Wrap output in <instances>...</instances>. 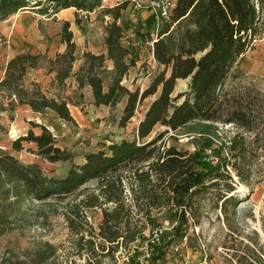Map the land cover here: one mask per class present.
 I'll list each match as a JSON object with an SVG mask.
<instances>
[{
  "label": "trees",
  "instance_id": "16d2710c",
  "mask_svg": "<svg viewBox=\"0 0 264 264\" xmlns=\"http://www.w3.org/2000/svg\"><path fill=\"white\" fill-rule=\"evenodd\" d=\"M102 1L47 0V3L56 13L75 8L89 20L90 14L103 6ZM256 1L177 0L170 17L158 21L156 38L122 15L128 2L107 9L104 13L113 20L106 29V53L86 52L76 73L77 44L68 21L61 33L66 50L55 60L45 54L14 57L0 82V94L9 97L12 111L18 104L28 106L36 114L51 111L59 119L74 123L69 103L62 96L68 80L74 78L80 90L91 88L97 107L123 106L118 121L123 129L146 100L157 97L138 126L137 140L114 143L107 151L87 154L85 163L73 165L64 178H50L40 166L24 165L15 156L1 151L0 189H4L5 197L16 201L64 202L88 183L98 181V194L67 206L66 218L73 234L78 236L79 250L84 251L87 246L90 253L86 264H102L100 258L107 257L104 253L108 247L111 256L122 241L128 253L126 264H166L174 243H183L185 239L191 243L189 230L201 224V200H206V195L217 191L218 206L222 202V210L227 214L228 204L235 200L230 196L236 191L234 176L243 185H249L257 150L243 134L230 141L225 139L219 146L211 139H203L193 153L160 145L163 134L150 138L158 127L165 128L168 134L195 122L234 124L246 133H255L256 104L250 100L254 90H227L226 86L239 77L238 63L260 34L264 4L262 0ZM34 2L35 7L43 9L42 1L1 0L0 20ZM76 23L82 29L79 13ZM129 32H133L136 40L152 44L156 62L165 68L144 92L131 91L124 84L138 62L125 42ZM41 62H48L49 73L55 74L57 92L53 96L45 93L38 83L27 86V77L41 69ZM180 80L189 81L188 90L177 93ZM33 125L41 129V134L30 131L27 136L17 138L10 143L13 151L22 152L25 143L34 144L38 156L51 163L74 160L75 155L58 146L47 126ZM95 209L102 210L103 223L99 232L93 228L87 231V214ZM163 210L166 221L176 225L172 230L165 229L154 214ZM148 227L152 228L149 237L145 235ZM136 243L141 246L133 247ZM258 253L248 246L246 252L235 257L238 264H264V256Z\"/></svg>",
  "mask_w": 264,
  "mask_h": 264
},
{
  "label": "rangeland",
  "instance_id": "374dc122",
  "mask_svg": "<svg viewBox=\"0 0 264 264\" xmlns=\"http://www.w3.org/2000/svg\"><path fill=\"white\" fill-rule=\"evenodd\" d=\"M36 1L43 2V9L35 7L34 2L30 7L0 20V82L6 75L9 61L18 55L45 54L55 60L58 54L65 52L61 33L67 21L72 24L71 30L77 44L74 72H78L86 52L97 55L106 53V29L113 19L104 12L125 2H128L127 8L122 11L125 18L142 25L144 33L149 32L155 38L158 34L160 8L157 0H103V6L91 13L89 20L85 13L75 8L56 13L58 11L47 0ZM256 2L259 3V0ZM262 2L264 4V0ZM258 7L261 10V5ZM78 13L82 17V29L76 23ZM260 30L253 47L238 63L239 77L231 79L226 86L227 90H254L250 100L256 104L255 133H246L234 124L195 122L168 134L165 128L158 127L150 138L163 134L160 145L193 153L197 143L203 139H211L219 146L225 139L230 141L236 135L243 134L254 143L252 148L257 150V157L253 160L254 176L249 185H243L234 176L236 191L230 196H234L235 200L228 204L227 214L222 210V202L218 206L217 191L206 195V200H201V224L189 230L191 243L186 239L183 243H174L169 248L166 264H238L235 255L246 252L248 246L264 256V13ZM125 42L131 52H135L138 62L124 84L131 91L140 89L144 92L165 68L156 62L152 44L136 40L133 32L127 33ZM40 67L39 71H33L27 77V86L38 83L45 93L53 96L57 92L55 74L49 73L48 62H41ZM188 85L189 81H178L177 93L187 91ZM62 94L69 103L74 123L59 119L51 111L36 114L28 106L18 104L16 110L12 111L9 97L0 94V152L10 153L24 165H38L45 175L58 179L64 178L73 165H83L85 156L91 152L107 151L108 146L114 143L137 140L138 126L157 97L146 100L138 108L135 118L122 129L118 126L122 105L116 109L97 107L91 88L80 90L74 78L68 80L67 90ZM33 124L47 126L57 139L58 146L75 155L74 160L51 163L38 156V149L33 144L25 143L22 152L13 151L10 143L17 138L27 136L30 131L41 134V129ZM257 134L259 138H256ZM224 187L225 184H222L221 189ZM97 188L98 181H92L64 202L53 200L49 203L27 199L16 201L15 198L5 197L1 188L0 264H86L90 253L87 246L84 251L79 250L76 242L78 236L73 234L66 218L69 211L67 206L80 203L95 192L98 194ZM154 214L165 229L172 230L176 226L166 221V210L161 213L155 211ZM87 216L89 226L85 230L93 228L99 232L104 220L102 210L89 211ZM151 231V227L146 228L145 235L149 237ZM132 246L141 245L136 243ZM178 247L179 251L176 250ZM110 253L108 247L104 253L107 257L100 258L102 264L127 263L128 253L123 241L113 255L110 256Z\"/></svg>",
  "mask_w": 264,
  "mask_h": 264
},
{
  "label": "built area",
  "instance_id": "2783aa9c",
  "mask_svg": "<svg viewBox=\"0 0 264 264\" xmlns=\"http://www.w3.org/2000/svg\"><path fill=\"white\" fill-rule=\"evenodd\" d=\"M157 1L159 2L158 7L160 8V10H158L159 20L168 19L172 14L173 9L176 6V1L175 0H157ZM155 237L158 238L159 234H156ZM176 250L179 251V247Z\"/></svg>",
  "mask_w": 264,
  "mask_h": 264
},
{
  "label": "crops",
  "instance_id": "0c3cea01",
  "mask_svg": "<svg viewBox=\"0 0 264 264\" xmlns=\"http://www.w3.org/2000/svg\"><path fill=\"white\" fill-rule=\"evenodd\" d=\"M1 80H3V79H1ZM28 145H31V144H28ZM34 145V144H33Z\"/></svg>",
  "mask_w": 264,
  "mask_h": 264
}]
</instances>
